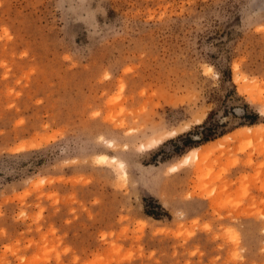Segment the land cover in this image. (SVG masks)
<instances>
[{
    "label": "rangeland",
    "instance_id": "obj_1",
    "mask_svg": "<svg viewBox=\"0 0 264 264\" xmlns=\"http://www.w3.org/2000/svg\"><path fill=\"white\" fill-rule=\"evenodd\" d=\"M0 264H264V0H0Z\"/></svg>",
    "mask_w": 264,
    "mask_h": 264
},
{
    "label": "trees",
    "instance_id": "obj_2",
    "mask_svg": "<svg viewBox=\"0 0 264 264\" xmlns=\"http://www.w3.org/2000/svg\"><path fill=\"white\" fill-rule=\"evenodd\" d=\"M249 118H250V121H249L248 125H253L254 122L257 120V115L256 114H251L249 116ZM209 132L212 133L213 131L211 130ZM200 134H201V136H203L202 137L203 142L206 143V142L212 140V138H210V135L206 134V131H202V132H200ZM180 140H182V142L184 144H190L192 142V140L190 139V137L188 135L181 137ZM151 201L154 202L153 200H151ZM157 207H158V205H157ZM146 214L151 216V217H153V218H155V219H158V216L155 213H152L151 211H146Z\"/></svg>",
    "mask_w": 264,
    "mask_h": 264
},
{
    "label": "bare ground",
    "instance_id": "obj_3",
    "mask_svg": "<svg viewBox=\"0 0 264 264\" xmlns=\"http://www.w3.org/2000/svg\"><path fill=\"white\" fill-rule=\"evenodd\" d=\"M192 152V154H193V159L195 160V159H199V158H201V157H203L204 159H205V157L203 156L205 153H203V151H197V149L196 150H193V151H191ZM191 157V156H190ZM188 155H187V157L185 158V160H184V162L185 163H187L188 161H189V159H191ZM114 160V159H113ZM119 167L121 168V169H123V165H122V163H119ZM174 169H176V168H174Z\"/></svg>",
    "mask_w": 264,
    "mask_h": 264
}]
</instances>
